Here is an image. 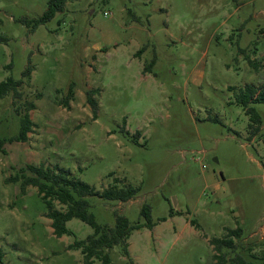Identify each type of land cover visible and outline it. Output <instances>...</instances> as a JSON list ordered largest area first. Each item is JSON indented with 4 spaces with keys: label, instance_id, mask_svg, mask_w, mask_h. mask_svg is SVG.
<instances>
[{
    "label": "rangeland",
    "instance_id": "1",
    "mask_svg": "<svg viewBox=\"0 0 264 264\" xmlns=\"http://www.w3.org/2000/svg\"><path fill=\"white\" fill-rule=\"evenodd\" d=\"M50 1L0 0V83L22 80L16 106L36 104L28 142L0 151V264H84L70 247L93 228L72 219L73 234L57 237L37 188L23 194L6 182L42 164L97 192L115 178L142 188L125 203L88 197L103 225L114 226L116 213L143 222V204L152 208L157 226L128 240L133 263L115 246L111 264H211L210 241L237 227V253L264 264V104L253 105L262 126L252 136L236 102L264 83V0H79L35 31L20 22ZM16 106L12 94L0 100V138L18 134ZM208 176L220 184L207 187ZM171 209L185 216L160 221Z\"/></svg>",
    "mask_w": 264,
    "mask_h": 264
},
{
    "label": "trees",
    "instance_id": "2",
    "mask_svg": "<svg viewBox=\"0 0 264 264\" xmlns=\"http://www.w3.org/2000/svg\"><path fill=\"white\" fill-rule=\"evenodd\" d=\"M79 0H51L48 9L44 14L36 19H22L21 23L30 27L31 31H35L39 26L46 25L51 22L59 13H62L68 2ZM141 48L138 55H141L146 49ZM253 65L252 62H250ZM156 64V57L150 63L145 65L144 72H152ZM31 69L28 68L23 74L29 75ZM22 80H15L8 77L0 83V100L12 94L13 105L22 99L21 87ZM98 91H89L88 103L92 108L93 118L98 117V103L93 95ZM73 91H69L72 97ZM236 102L241 105L246 114L250 116V128L252 136H255L262 126V118L254 104H264V83L259 86H246L236 94ZM68 99L65 101V107H68ZM36 109V104L32 101H25L20 106H16V112L20 116V129L18 134L9 139L0 138V151L5 152L4 146L7 142L26 143L29 140V134L33 132L35 123L33 122L30 112ZM140 135L139 133H136ZM137 138V137H136ZM30 171L31 175L26 172ZM26 169H22L15 176L7 179V183H20L21 192L24 194L29 186L36 187L41 200L45 203L48 213L47 216L52 221V228L57 237L64 235H72L73 232L67 227V223L72 219H79L91 226L94 230L93 234L85 240L75 241L70 248L80 250L84 257V264H93L95 260H99L101 264H111L112 259L110 250L115 246H121L124 256L129 258V262L133 263L129 253L128 240L133 232L148 228L153 229L156 223L152 218V208L149 204H143L141 208L142 221L131 222L126 216L116 213L115 224H99L96 216L90 212L91 204L88 197L98 196L107 201L128 202L136 198L142 191L141 187L131 185L119 186L121 180L114 179V184L106 188L103 192H97L82 180L71 178L69 172L64 169H52L45 165L32 166L27 165ZM111 176V175H110ZM56 202L65 209L56 207ZM175 211L171 209L170 216ZM164 217L160 221H166ZM196 225L195 221L191 222ZM244 230L240 227L235 229H227L221 238H214L210 241L213 252V262L211 264H253L247 260L240 252L237 253L239 247L238 242L243 239ZM235 253L234 256H231Z\"/></svg>",
    "mask_w": 264,
    "mask_h": 264
},
{
    "label": "crops",
    "instance_id": "3",
    "mask_svg": "<svg viewBox=\"0 0 264 264\" xmlns=\"http://www.w3.org/2000/svg\"><path fill=\"white\" fill-rule=\"evenodd\" d=\"M205 180H206V186L207 187H211V186H215V187H217L219 184H220V180H219V178H216L215 176H208L207 178H205ZM175 211V213H174V215L173 216H170L166 221H164V222H168V221H173L174 222V224H177V220H178V217H182V216H185L184 215V212H182V210H174ZM189 212V211H188ZM189 215H190V212H189ZM157 225H155L154 227H153V229L156 227ZM185 228H188V227H190V228H198V227H196V226H193L192 224H191V222L190 221H186V223H185ZM178 228H179V226L178 225H176V226H174V229H175V231H177L178 230ZM129 243V242H128ZM130 248V247H129ZM130 253V252H129Z\"/></svg>",
    "mask_w": 264,
    "mask_h": 264
},
{
    "label": "water",
    "instance_id": "4",
    "mask_svg": "<svg viewBox=\"0 0 264 264\" xmlns=\"http://www.w3.org/2000/svg\"><path fill=\"white\" fill-rule=\"evenodd\" d=\"M214 161H215V162H218V160H217V159H215Z\"/></svg>",
    "mask_w": 264,
    "mask_h": 264
},
{
    "label": "built area",
    "instance_id": "5",
    "mask_svg": "<svg viewBox=\"0 0 264 264\" xmlns=\"http://www.w3.org/2000/svg\"><path fill=\"white\" fill-rule=\"evenodd\" d=\"M105 16H107V13H105Z\"/></svg>",
    "mask_w": 264,
    "mask_h": 264
}]
</instances>
